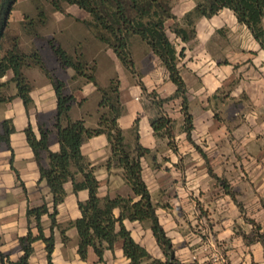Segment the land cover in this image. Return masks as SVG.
<instances>
[{"label": "crops", "instance_id": "obj_1", "mask_svg": "<svg viewBox=\"0 0 264 264\" xmlns=\"http://www.w3.org/2000/svg\"><path fill=\"white\" fill-rule=\"evenodd\" d=\"M197 2H182L173 6V12L179 19L184 18ZM182 26L191 28L186 22ZM195 29V36L187 41L176 33L169 34L178 49L184 47L180 66L193 117L192 138L185 129L181 97L157 106L153 101L139 99L137 86L127 89L124 82L120 95L125 109L119 123L129 144L135 145L138 134L139 142L151 149L142 157L143 177L159 220L181 261L264 264V47L252 29L227 7L213 16L196 18ZM162 66L165 78L150 82L156 92L167 98L177 86ZM25 72L32 84L33 104L28 109L23 98L15 96L0 105V121L10 118L16 127L11 134L12 149L4 145L0 150V249L13 259L23 253L19 236L28 231V207L45 201L52 204L53 200L47 181L41 180L25 129L31 123L39 135V124L54 119L57 94L42 72L31 68ZM13 75L14 72L5 75L2 80H10ZM12 87V94L16 95V84ZM82 87L74 90L79 102L72 106L71 115L84 116L89 125H97L99 99L91 106ZM161 109L172 119L170 134L158 133L152 125ZM136 120L138 132L134 128ZM50 147L53 151L60 149L55 133ZM82 152L96 166L102 198L134 195L124 169L115 163L107 165L112 149L105 133L85 140ZM43 162L49 165L47 153ZM65 187L66 198L58 207L60 227H55L54 263L128 264L122 239L114 249L105 250L103 259L93 246L89 247L87 258H82L78 228L71 222L82 215L79 201L87 200L89 191H74L72 181L66 182ZM115 213L119 215L121 208H116ZM43 222L50 234L48 214L43 216ZM124 222L154 258H166L150 221L126 218ZM62 230L69 237L67 241ZM33 245L31 264H48L46 243L40 239Z\"/></svg>", "mask_w": 264, "mask_h": 264}, {"label": "trees", "instance_id": "obj_2", "mask_svg": "<svg viewBox=\"0 0 264 264\" xmlns=\"http://www.w3.org/2000/svg\"><path fill=\"white\" fill-rule=\"evenodd\" d=\"M17 1L0 0V105L15 96L22 97L28 109L33 104L32 84L24 74L25 66L38 65L53 84L57 94V112L53 127L40 123L39 135L31 123L25 129L28 142L40 167L41 180L47 181L53 200L52 204L45 201L40 205L28 207V231L19 237L23 254L18 259H12L8 253L0 249V264H31V257L35 251L33 244L40 239L46 243L48 264H55L53 261L56 246L55 227H60L57 220L58 207L66 198L65 184L68 181L73 182L76 192L81 189L89 191L88 199L79 201L82 215L71 222L78 228V251L82 258H87L88 249L93 246L103 259L105 250L114 249L116 242L122 239L124 253L130 260L128 264H197L183 262L176 256L172 239L159 220L156 204L152 200L142 173V157L151 152V149L139 142L138 134L134 146L126 141L124 129L119 123V118L125 109L121 100L119 82L112 79L109 88L102 91L100 106L103 111L98 126L91 127L85 118L72 117L70 111L76 98L73 94L67 93L64 81L47 67L39 50H33L29 54L24 53L16 43L2 54L9 15ZM51 2L55 10L64 11V3L75 4L86 10L91 17L84 19L83 22L98 40L114 50L122 64L130 70H135L131 49L132 39L138 36L145 40L168 69L170 78L177 86L171 97L161 98L157 104L161 106L169 99L181 97L185 129L188 137L192 138L193 117L189 110L187 85L180 66L184 47L178 49L167 27L169 19L178 18L173 12L171 0H51ZM225 7L232 9L238 19L252 29L255 37L264 47V0H198L195 7L184 16L191 28L176 24L171 26V29L178 37L187 41L196 34V18L213 16ZM49 41L64 67L72 66L79 75L89 81H95V74L89 70L88 65L82 61H75L63 47L55 43L54 39ZM10 69L14 71L16 95L6 93L5 86L8 81L2 80ZM171 124L172 119L165 113L152 119V125L158 133L167 131L170 134ZM134 128L138 132V120ZM15 130L12 119L0 121V150L4 145L12 149L11 134ZM53 130L60 143L58 151H53L50 147ZM102 133L107 135L112 149L107 165L111 166L115 163L124 169L125 177L131 184L134 195L103 198L99 195L100 180L95 171L96 166L92 165L83 154L82 144L88 138ZM44 153H47L49 165L43 162ZM116 208H121L119 215L115 213ZM45 214L51 219L50 234L45 231L43 222ZM126 218L151 222L154 234L166 256L165 259L154 258L147 248L133 237L124 222ZM62 234L63 239L67 241L69 237L65 234V230H62Z\"/></svg>", "mask_w": 264, "mask_h": 264}, {"label": "rangeland", "instance_id": "obj_3", "mask_svg": "<svg viewBox=\"0 0 264 264\" xmlns=\"http://www.w3.org/2000/svg\"><path fill=\"white\" fill-rule=\"evenodd\" d=\"M171 1L172 5L177 7L182 2L190 0ZM193 2L195 3L197 0H193ZM63 6L64 11H60L55 10L51 0H18L9 15L2 54L6 53L16 43L24 53L29 54L33 50H39L47 67L64 81L67 93L75 96L76 101L74 104L79 102L74 93L75 88H80L85 84L87 85V83H91L90 86L84 87L83 94L87 95L86 97L89 99L91 106H94L99 99L97 125H89L86 117H80L85 118L87 124L91 127L98 126L103 111L100 106L102 91L109 88L112 79L119 82L120 92L123 82L124 87L128 86L127 89L133 85L137 86L136 88L140 90V93L136 96L141 100L157 103L159 99L164 97L162 95L164 93L154 92L155 89L152 88L150 79L153 81H156L160 77L164 79L165 70L160 58L153 52L145 40L138 36L132 39L131 49L135 70H130L116 57L117 55L114 50L104 42L98 40L91 29L83 22L84 19L91 17L86 10L75 4L64 3ZM185 22L184 18H177L174 23L167 21L168 33L172 36L175 32L171 29V26L176 24L182 26L185 25ZM50 39H54L55 43L63 47L75 61H82L88 65L89 70L95 74V81H89L84 76L79 75L72 66L64 67L60 63L49 41ZM27 68L40 71L46 75L38 65L25 66L23 71L28 80L29 76L25 72ZM12 72L14 71L10 69L6 77ZM13 77L7 80L8 83L5 86L7 94H12V84L15 83ZM78 95L81 96L82 93L78 92ZM163 103L162 106L164 105ZM157 106L159 105L157 104ZM165 112L167 111L161 109L159 113L163 114ZM55 117L45 124V126L53 127ZM52 133L56 134V132L54 130L51 132V138ZM161 159V163H164V155H161ZM1 244L2 239L0 237V246ZM8 254L10 255V253ZM10 257L12 258V256Z\"/></svg>", "mask_w": 264, "mask_h": 264}]
</instances>
